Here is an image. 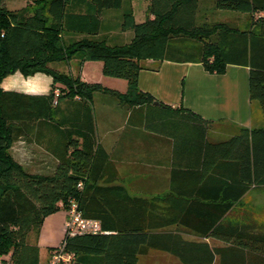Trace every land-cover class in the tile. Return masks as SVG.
I'll return each mask as SVG.
<instances>
[{"label":"trees","instance_id":"1","mask_svg":"<svg viewBox=\"0 0 264 264\" xmlns=\"http://www.w3.org/2000/svg\"><path fill=\"white\" fill-rule=\"evenodd\" d=\"M124 2L127 8L120 26L131 29L133 36L127 43L107 45L104 38L94 36L102 10L123 7ZM212 2L217 9L264 11V0ZM198 3L151 0L153 18L136 22L130 0H30L15 9L0 0V83L16 71L52 77V89L46 94L0 86V259L4 264H40L39 247L28 241L29 232L38 230L47 215L66 210L70 199L84 217L99 220L101 226L96 233L66 236V249L74 253L75 264H139V257L150 249L166 251L182 264H214L218 259L221 264H264V221L248 214L224 218L233 201L251 186H264V127L242 128L225 141L207 143L223 149L218 171L232 181L226 193L235 187L233 201L212 203L220 207L217 218L173 217L172 205L156 202L160 197L134 196L124 186L110 184L116 173L110 171L108 154L98 141L92 107L94 92L108 89L50 65L73 56L80 62L101 60L104 75L127 82L125 92H114L122 103L150 104L153 97L137 85L140 61L163 58L174 38L200 41L199 60L206 70L222 73L230 62L249 66L250 98L264 110V61L257 58L264 41V15L256 18L260 32L251 29L249 43L243 40L242 48L233 49L229 41L247 35L225 22L197 20ZM70 31L82 36L67 41L65 34ZM56 83L62 85L57 93ZM20 136L33 137L52 154L51 173H34L28 159L13 155L12 145ZM179 207L182 210L184 205ZM178 227L224 244L188 239L175 230Z\"/></svg>","mask_w":264,"mask_h":264},{"label":"crops","instance_id":"2","mask_svg":"<svg viewBox=\"0 0 264 264\" xmlns=\"http://www.w3.org/2000/svg\"><path fill=\"white\" fill-rule=\"evenodd\" d=\"M212 1L199 0L196 19L225 22L237 32H244L246 37L236 35V42L229 41V46L235 45L233 49L242 48L243 40L249 43L251 29L260 32L256 18L264 15V11L217 9ZM130 4L136 22L153 18L151 0H146V15L140 16L139 20L135 18L139 0H130ZM125 8L124 2L123 7L102 10L99 29L94 36H101L100 31L119 30L112 33L110 41L113 44L129 42L133 31L123 30L120 26L121 13ZM81 36L71 31L65 34L67 41ZM184 41L180 37L174 38L170 40L163 58L140 61L138 88L149 93L154 101H158L157 104L154 101L136 106L122 103L114 92H125L127 82L104 75L101 61L87 59L80 62L79 57L73 56L50 65L54 67L55 64L57 70L78 75L86 82L98 83L108 89L94 92L92 107L98 141L108 154L110 171L116 173V179L110 184L122 185L134 196L160 197L162 200L156 202L166 207L172 205L169 211L173 217L211 220L217 218L220 208L212 203L233 201L231 197L235 195V187L226 193L232 181L223 171H218L224 160L219 156L223 149L207 147L210 146L207 143L225 141L242 128L264 127V110L257 99L250 98L248 65L230 62L224 72H210L199 60L202 42L195 41L192 46L182 44ZM260 44L257 58L264 61V41ZM0 86L4 90L46 94L52 89V77L43 72L24 76L16 71L4 77ZM61 86L56 83L53 90L56 92ZM12 153L21 159L38 157L32 162L34 165H44L39 157H52L44 146L29 136H20L12 145ZM221 168L226 170L224 166ZM223 194L229 195L224 199ZM233 203L224 215L225 219L233 220L236 214H248L261 221L257 209L264 207V186H251ZM180 205H184L182 210H179ZM204 205H209L210 209H204ZM65 218L66 210L59 209L43 219L41 227L36 230L37 235L32 234L31 238L28 235V241L39 247L40 264H48L52 248L63 239ZM175 230L188 239L205 240L211 246L224 244L216 238H200L199 233L185 228ZM44 250L46 259L42 263L41 252ZM151 253L162 258L141 262L140 256L139 264H182L174 255L159 249H150L143 256ZM0 264H4L1 259Z\"/></svg>","mask_w":264,"mask_h":264},{"label":"built area","instance_id":"3","mask_svg":"<svg viewBox=\"0 0 264 264\" xmlns=\"http://www.w3.org/2000/svg\"><path fill=\"white\" fill-rule=\"evenodd\" d=\"M69 204V207L66 209L64 237L58 245L52 248L48 264H75L74 253L66 249L67 235L101 231L99 220L84 217L74 199H70Z\"/></svg>","mask_w":264,"mask_h":264},{"label":"rangeland","instance_id":"4","mask_svg":"<svg viewBox=\"0 0 264 264\" xmlns=\"http://www.w3.org/2000/svg\"><path fill=\"white\" fill-rule=\"evenodd\" d=\"M28 2H30V0H6V5L10 9H15V8H19L21 6H24ZM145 2H146V0H139L140 5H137V9H136V13H135L136 20H139L140 16L146 15V10H145L146 4H145ZM143 20H145V19H143ZM114 32H119V30L118 31H111V32L100 31V33H101L100 37L105 39L107 45H113L112 41H110V37H111L112 33H114ZM183 43H186L185 45H192L193 46V42L190 44L189 40L182 42V44ZM93 61H101V60H93ZM53 66L56 67L55 64H53ZM64 67H65L64 69L67 70V65L65 62H64ZM79 69H80V65L78 66L77 72H79L78 71ZM93 70L95 71L96 69H94V67H93ZM65 72H67V71H65ZM97 72H98V69H97ZM16 158H18V157H16ZM27 158L29 159V168L32 172H34V173H51L53 171L54 159L52 157H41V158L39 157V159H42L41 162H43L44 165H42V163H41V165L40 164L39 165L33 164L36 158L38 160V157H30L29 156ZM24 165H26V164H24ZM257 213H258L259 217L262 220H264V207L258 208ZM36 233L37 232L35 229L31 230L29 232V237L31 238L32 234H33V236H35ZM155 258L161 259L162 257L158 256V254H156V253H151V254H149V256L148 255L142 256L141 262H147L148 259H155ZM45 259H46V251L44 250L43 252H41V262L44 263ZM215 264H221L219 259L215 262Z\"/></svg>","mask_w":264,"mask_h":264},{"label":"water","instance_id":"5","mask_svg":"<svg viewBox=\"0 0 264 264\" xmlns=\"http://www.w3.org/2000/svg\"><path fill=\"white\" fill-rule=\"evenodd\" d=\"M154 103H155V104H157V103H158V101H154Z\"/></svg>","mask_w":264,"mask_h":264}]
</instances>
